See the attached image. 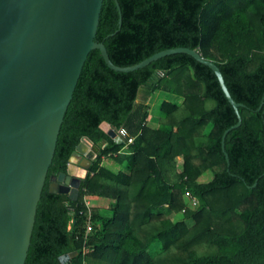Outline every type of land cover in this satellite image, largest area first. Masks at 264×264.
<instances>
[{
  "label": "trees",
  "instance_id": "trees-1",
  "mask_svg": "<svg viewBox=\"0 0 264 264\" xmlns=\"http://www.w3.org/2000/svg\"><path fill=\"white\" fill-rule=\"evenodd\" d=\"M95 41L119 67L195 50L218 67L241 122L230 129L237 116L216 76L188 54L116 72L90 51L25 264H264V0H104ZM102 123L127 137L115 142ZM82 138L96 155L77 199L49 193ZM96 198L109 215L86 205Z\"/></svg>",
  "mask_w": 264,
  "mask_h": 264
},
{
  "label": "water",
  "instance_id": "water-1",
  "mask_svg": "<svg viewBox=\"0 0 264 264\" xmlns=\"http://www.w3.org/2000/svg\"><path fill=\"white\" fill-rule=\"evenodd\" d=\"M103 1L0 0V264H25L60 128L90 51L99 50L107 67L116 72H132L167 55L188 54L216 76L237 116L230 129L240 125L241 104L231 98L218 67L195 50L178 47L132 66L114 65L104 44L95 41ZM101 128L115 142L122 141L108 124ZM74 155L90 164L96 153L80 142ZM87 167L69 160L65 172L50 178L48 192L67 194L75 201Z\"/></svg>",
  "mask_w": 264,
  "mask_h": 264
},
{
  "label": "rangeland",
  "instance_id": "rangeland-1",
  "mask_svg": "<svg viewBox=\"0 0 264 264\" xmlns=\"http://www.w3.org/2000/svg\"><path fill=\"white\" fill-rule=\"evenodd\" d=\"M156 101H158V99L156 100ZM152 109L154 108V107H151ZM74 157V156H73ZM73 157H70V162H73V163H78V161H76V160H74V158ZM85 160L83 159L82 160V163H80V164H86V166H88L89 165V163H86V162H84ZM211 178V174L209 173V172H207L205 175H203V176H201L200 178H199V180L200 181H207V180H209ZM89 201H87V203L86 204H88V207H90V208H97V210H99V212L101 213V215H104V216H107V215H109V207H108V203H109V201L108 200H104V199H88ZM185 201H186V203H187V205H188V207H190V208H194V203H193V201L191 202L190 201V199H189V196H187L186 195V197H185ZM90 202V203H89ZM176 217H181V215H179V216H176ZM91 227V224L90 223H88V225H87V227ZM87 231H88V228H87Z\"/></svg>",
  "mask_w": 264,
  "mask_h": 264
},
{
  "label": "built area",
  "instance_id": "built-area-1",
  "mask_svg": "<svg viewBox=\"0 0 264 264\" xmlns=\"http://www.w3.org/2000/svg\"><path fill=\"white\" fill-rule=\"evenodd\" d=\"M116 133L121 138V140H124L127 137L125 131L122 130V129L117 130ZM80 142H82L88 148V150L95 151L93 144L88 139L82 138ZM126 143L127 144H131L132 143V138H127L126 139ZM190 200H192L194 204L196 203V200L194 198H190ZM86 205H88V204H86ZM89 228L90 227L88 226V229Z\"/></svg>",
  "mask_w": 264,
  "mask_h": 264
},
{
  "label": "crops",
  "instance_id": "crops-1",
  "mask_svg": "<svg viewBox=\"0 0 264 264\" xmlns=\"http://www.w3.org/2000/svg\"><path fill=\"white\" fill-rule=\"evenodd\" d=\"M73 158H74V160L78 161V163H73V162H71V163L75 164L76 166H80L81 165L80 163H82L83 157L81 155H74Z\"/></svg>",
  "mask_w": 264,
  "mask_h": 264
},
{
  "label": "flooded vegetation",
  "instance_id": "flooded-vegetation-1",
  "mask_svg": "<svg viewBox=\"0 0 264 264\" xmlns=\"http://www.w3.org/2000/svg\"><path fill=\"white\" fill-rule=\"evenodd\" d=\"M84 159V158H83Z\"/></svg>",
  "mask_w": 264,
  "mask_h": 264
}]
</instances>
